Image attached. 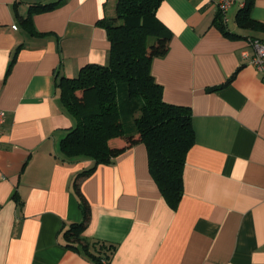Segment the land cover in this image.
Wrapping results in <instances>:
<instances>
[{"label": "crops", "instance_id": "1", "mask_svg": "<svg viewBox=\"0 0 264 264\" xmlns=\"http://www.w3.org/2000/svg\"><path fill=\"white\" fill-rule=\"evenodd\" d=\"M57 1L0 0V110L7 114L0 264H94L62 237L65 226L83 221L74 182L93 162L61 155L76 121L58 83L88 64L109 63L110 42L98 22L114 15L115 0H65L34 14L45 35L29 34L19 17ZM239 10L228 13L227 27L244 38L231 39L216 27L220 13L208 0H164L159 7L172 39L168 54L153 60L152 75L166 103L191 109L195 145L176 210L150 174L143 143L80 180L90 206L83 236L115 246L109 264H264V77L251 64L250 44L264 33L239 28ZM251 17L264 23V0L255 1Z\"/></svg>", "mask_w": 264, "mask_h": 264}, {"label": "trees", "instance_id": "2", "mask_svg": "<svg viewBox=\"0 0 264 264\" xmlns=\"http://www.w3.org/2000/svg\"><path fill=\"white\" fill-rule=\"evenodd\" d=\"M64 1L33 6L26 18L19 17L22 26L31 35H45L36 31L34 14L52 11ZM163 1L115 0L114 15L98 22L110 42L109 63L88 64L76 78H62L58 83L62 103L76 120L60 142L61 155L66 160L85 158L93 162L74 182L83 221L65 226L62 237L67 248L81 252L94 264H109L115 246L83 236L90 206L80 190L82 178L92 175L99 165L112 164L131 146L143 143L150 174L168 205L176 210L184 195V169L195 145L193 114L188 107L163 100V87L156 83L151 71L153 60L168 54L172 39L171 32L157 17ZM255 1L244 0L236 24L244 30L264 33V23L251 17ZM215 25L228 38H244L228 29L221 14ZM253 39L257 38H250ZM16 56L17 52L8 72ZM236 75L237 72L212 91L225 87ZM118 138L126 141L124 147L110 145L111 140Z\"/></svg>", "mask_w": 264, "mask_h": 264}, {"label": "built area", "instance_id": "3", "mask_svg": "<svg viewBox=\"0 0 264 264\" xmlns=\"http://www.w3.org/2000/svg\"><path fill=\"white\" fill-rule=\"evenodd\" d=\"M211 5H214L218 12L222 16V20L228 24L229 18L228 13L231 9L239 5V8H243L245 6V2H239L238 0H208ZM15 30L18 29L17 26L13 27ZM251 47L254 50V56L251 60V64L256 68V70L264 77V42L259 39L250 40ZM6 112L0 110V144H1V133L3 130V126L6 120Z\"/></svg>", "mask_w": 264, "mask_h": 264}, {"label": "rangeland", "instance_id": "4", "mask_svg": "<svg viewBox=\"0 0 264 264\" xmlns=\"http://www.w3.org/2000/svg\"><path fill=\"white\" fill-rule=\"evenodd\" d=\"M230 15L231 14H228V18H230ZM233 25H234V23H233V21L230 19V27H233ZM76 121V120H75ZM75 125H76V122H75Z\"/></svg>", "mask_w": 264, "mask_h": 264}]
</instances>
